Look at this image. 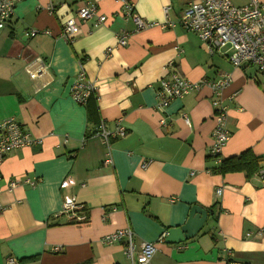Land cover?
Masks as SVG:
<instances>
[{
    "label": "crops",
    "instance_id": "crops-1",
    "mask_svg": "<svg viewBox=\"0 0 264 264\" xmlns=\"http://www.w3.org/2000/svg\"><path fill=\"white\" fill-rule=\"evenodd\" d=\"M86 1L18 0L0 30V119L15 118L41 141L8 151L1 165L0 264L8 256L18 264H131L123 240L101 238L129 226L138 251L142 241L157 242L184 224L193 205L209 211L201 230L179 244L156 243L150 264H264V178L257 174L264 92L250 78L254 69L234 67L182 30L179 16L198 0H89L106 16L99 25L77 16ZM127 3L155 24L138 29ZM70 16L79 28L66 39L60 33ZM169 22L175 26L163 27ZM122 35L127 44H119ZM80 70L97 93L99 122L126 129L110 147L96 136L99 122L90 121L86 104L72 98ZM174 71L191 81L231 74L221 92L231 138L220 157L251 151L256 163L249 169L216 170L210 86L157 108L160 80ZM108 151L110 164L103 162ZM12 179L22 182L10 189ZM65 201L83 203L87 219L58 214Z\"/></svg>",
    "mask_w": 264,
    "mask_h": 264
},
{
    "label": "built area",
    "instance_id": "built-area-1",
    "mask_svg": "<svg viewBox=\"0 0 264 264\" xmlns=\"http://www.w3.org/2000/svg\"><path fill=\"white\" fill-rule=\"evenodd\" d=\"M232 0H198L189 2L187 7L179 16V24L182 30L191 31L197 34L203 42L208 44L211 53L215 51L220 54L227 55L236 68L252 67L254 73L250 77L253 81L259 82L264 92V0H247L244 5H236ZM18 0H0V30L6 26V23L14 15V9ZM92 1H86L77 10V16L81 21L86 22L95 18L96 25L106 22V16L98 13V7ZM126 14L132 16L138 29H144L155 23H147L139 15L133 13V6L124 5ZM167 10V8H166ZM76 18L70 16L62 23V31L60 35L66 39L72 37L78 31ZM164 26H175V23H166ZM38 31L32 30L30 35H36ZM51 34L49 30L45 31ZM119 44H127V36H119ZM35 77V73L30 74ZM230 73H222L218 79L207 80V78L191 81L184 78L177 72H172L169 78L160 80V86L157 91L158 107L165 110L172 101L183 99L185 95L194 90L201 89L207 85L212 88V93L216 95V99L212 101L215 109L216 126L213 130L214 143L211 146L210 154L221 161V153L231 138L229 130L228 111L225 105H222L221 96L224 89L231 82ZM72 98L77 102L86 104L88 97L95 90L94 85L87 79L84 70H80L75 81L71 84ZM184 120H188L186 113H183ZM96 136H99L103 143L110 147L113 137L124 136L126 129L119 122L116 130L107 129L104 121L99 122L97 126ZM40 139L34 138L29 132L24 131L20 127L19 122L13 118L0 119V178L1 165L3 164L8 151L12 149L24 148L36 143H40ZM110 151L106 154L103 161L106 164L112 163ZM257 174L264 178V157L263 167ZM22 182V179H12L9 188L13 189ZM25 182L33 184L29 179ZM66 182L63 183L65 185ZM1 190V188H0ZM222 192L221 188L217 189V193ZM1 193V192H0ZM175 201V198L171 199ZM0 204V211L3 210ZM85 213V205L73 201H65L62 209L58 214L67 216L71 221L82 222L87 219ZM135 233L134 230L126 226L114 233H110L102 237V242L113 244L123 240L124 253L132 262L131 264H150L153 255L156 253V243L163 242L165 235L161 236L157 242L142 241L139 250L135 251ZM6 264H18V260L14 256L6 258Z\"/></svg>",
    "mask_w": 264,
    "mask_h": 264
},
{
    "label": "water",
    "instance_id": "water-1",
    "mask_svg": "<svg viewBox=\"0 0 264 264\" xmlns=\"http://www.w3.org/2000/svg\"><path fill=\"white\" fill-rule=\"evenodd\" d=\"M208 214V210L202 209L199 205H193L190 208V214L184 224L168 229L164 239L165 242L179 244L191 239L201 230L205 221L208 219Z\"/></svg>",
    "mask_w": 264,
    "mask_h": 264
},
{
    "label": "trees",
    "instance_id": "trees-1",
    "mask_svg": "<svg viewBox=\"0 0 264 264\" xmlns=\"http://www.w3.org/2000/svg\"><path fill=\"white\" fill-rule=\"evenodd\" d=\"M98 98L96 91H92L91 95L88 97L86 102V111L88 112V117L92 123L99 122L100 118L98 116ZM251 151H246L239 156H233L229 158H221L218 167L216 168L217 171L221 173H226L230 171H241L247 170L256 163V159L251 156Z\"/></svg>",
    "mask_w": 264,
    "mask_h": 264
}]
</instances>
